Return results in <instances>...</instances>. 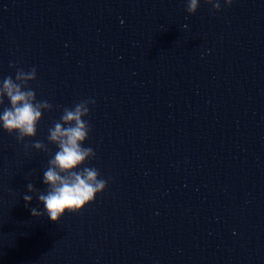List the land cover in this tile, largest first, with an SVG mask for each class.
<instances>
[{
	"label": "water",
	"instance_id": "95a60500",
	"mask_svg": "<svg viewBox=\"0 0 264 264\" xmlns=\"http://www.w3.org/2000/svg\"><path fill=\"white\" fill-rule=\"evenodd\" d=\"M218 2L0 0V80L35 67L52 105L23 142L0 126V264H264V0ZM89 98L108 186L33 217L48 129Z\"/></svg>",
	"mask_w": 264,
	"mask_h": 264
},
{
	"label": "clouds",
	"instance_id": "9594fccd",
	"mask_svg": "<svg viewBox=\"0 0 264 264\" xmlns=\"http://www.w3.org/2000/svg\"><path fill=\"white\" fill-rule=\"evenodd\" d=\"M225 2L231 6L233 0ZM205 3L212 4L215 10L221 7L218 0H205ZM198 7L199 0H188L186 11L195 14ZM9 66L15 67L11 63ZM36 79L37 69L33 67L27 72L22 68L17 69L14 79L7 76L0 80V104H3L5 97L10 102V107H4L0 112V126L10 135L16 133L18 142L35 137L42 113L52 109L48 101L37 100L36 92L29 86ZM90 104L94 105L95 100L84 99L71 108H64L60 121L54 122V126L48 129L47 140L55 144L58 151L49 159L47 169L43 172L46 192L38 191L32 183L27 185L28 192L34 193L44 205L43 212L37 208L30 209L33 217H40L46 212L51 221L59 222L66 212L75 214L93 203L96 196L107 188L108 181L100 178L97 168L81 167L95 159L96 155L91 147L83 146L91 132L90 122L85 119L90 114ZM25 147L29 145L25 144ZM30 147L48 151L42 141H34ZM23 199L27 207L33 197L24 195Z\"/></svg>",
	"mask_w": 264,
	"mask_h": 264
}]
</instances>
